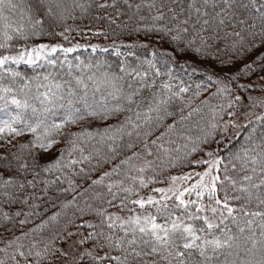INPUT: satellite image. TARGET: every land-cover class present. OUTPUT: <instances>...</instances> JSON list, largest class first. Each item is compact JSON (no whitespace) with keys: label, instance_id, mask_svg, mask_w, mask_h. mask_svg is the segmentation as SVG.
Returning <instances> with one entry per match:
<instances>
[{"label":"snow or ice","instance_id":"obj_1","mask_svg":"<svg viewBox=\"0 0 264 264\" xmlns=\"http://www.w3.org/2000/svg\"><path fill=\"white\" fill-rule=\"evenodd\" d=\"M86 17L92 36L155 33L174 47L154 45L150 58H137L135 67L121 61L117 71L110 66L100 71V62L74 66L67 60L82 47L78 43L37 42L83 34L67 21ZM136 47L149 44H111L117 56L121 48ZM261 49L264 0H35L26 5L0 0V226L8 233L0 235V264H264V133L257 138L252 127L238 148L225 146L227 156L218 150L230 129L247 127L238 121L242 105L249 107V116L264 110V85L260 95L245 96L256 86L241 82L257 67L264 71ZM58 52L65 54L69 70L97 71L77 76L69 71L72 80L58 81L52 74L27 76L14 67L41 61L54 66ZM175 53L191 54L180 67L193 74L200 64L213 67L193 88L173 75L169 65L177 62ZM161 75L168 79L157 87ZM204 92L208 95L201 99ZM176 103L178 112L170 110ZM122 113L128 114L107 123ZM168 118L171 123H165ZM255 119L264 125V111ZM94 121L104 126L93 128ZM220 132L225 136L215 140ZM212 142L217 149L204 152ZM198 152L206 158L189 159ZM117 158L119 163L92 178ZM184 162L204 167L157 179L165 166ZM76 178L90 180L88 187L78 190ZM155 183L167 187L150 188ZM53 188L57 199L75 195L59 200L58 211L24 230L29 218L39 215L37 201L51 200ZM16 204L29 211H12ZM9 224H19V233Z\"/></svg>","mask_w":264,"mask_h":264},{"label":"trees","instance_id":"obj_2","mask_svg":"<svg viewBox=\"0 0 264 264\" xmlns=\"http://www.w3.org/2000/svg\"><path fill=\"white\" fill-rule=\"evenodd\" d=\"M13 18H15L13 16ZM68 25H72V27L75 29L77 26H79V28L82 30L83 34L79 31H73L71 33H69L70 39L68 41H64L62 37H57V36H45L41 39H39L37 42H44V43H62L64 44V47H71L75 44H80L82 45V47L78 48L75 52L73 53H68L67 54V60L71 61V63L75 66L77 63L83 62L84 65H87L89 63H91L92 65H96L97 62H100L101 64V68L100 71H104L105 69H110L111 71H117L118 70V65L120 64L121 61H127L128 64H130L131 66L135 67L137 66V64L139 63V60L137 58H139L140 60L144 59L145 57H149V53L152 50V46H159V45H163L164 48L166 49H171L172 47H174V45H170L165 41H161L160 37L155 34H148L146 35L143 32L140 33H123L121 35H119V37L117 36H110L109 39H104L103 37H95L92 36L91 34L88 33L87 29L88 27H91V23L89 18H78L76 21H72V20H68L67 21ZM62 27H55V31L56 32H60L62 31ZM116 40V43L119 45L121 41H123V43L125 44H131L133 42L137 43V44H141V43H146L149 44V48L148 49H144L141 47H136V48H132V49H126V48H121V55L117 56L115 55V50L111 48V44L112 41ZM90 44H97L100 46V48H104V47H108L109 51L107 53L101 52L99 49L96 52H93L91 50L90 47H88V45ZM222 47V45H221ZM128 51H132L135 53L134 56H128L126 55V53ZM259 51H264V49H261ZM259 51L252 53L251 55H248L243 61L239 62L240 66H243L242 62L246 61L247 59H249L250 61L252 59H254L257 55H259ZM177 57V62L173 65H169L172 68V73L174 76L178 77L179 79L184 80L185 82H187L188 84H190L193 88H195V85L197 83H200L205 76V69H211L213 67L212 64L209 63H204V64H200L198 71L193 74L191 72V69H181L180 64H182L184 62V60L188 59L191 60V54L188 55H184V54H180V53H175L174 54ZM76 57H79V61H77ZM54 59L57 60V63L54 66L48 65L46 64V62L41 61L39 66H34V67H29L27 65L21 64L19 66H14L17 67V70L25 73L27 76H34L36 74H40L41 76L43 75H47V74H52V76L55 77L56 80L58 81H68V80H72V76H77L81 74V71H83L84 75L89 74V71L91 72H96L97 69L95 67H93L91 70L89 69H82V70H78L75 67H73L71 70H69L67 63H65V54L63 53H56L53 56ZM249 61V62H250ZM199 63V62H197ZM241 63V64H240ZM145 67H147L145 65ZM158 67H160L161 73H164L167 71V68L161 63L158 65ZM69 71L72 72V76H69L68 73ZM264 73V71H261V69L259 67H257L255 69L254 72H252L249 76L245 77L241 82L242 83H248L250 84V81L255 77V76H261ZM168 79L167 76L165 75H161L160 77H157V82H156V86L158 87L161 81H166ZM149 91L150 90H145L144 91V95L147 96L149 95ZM210 91L214 92L215 88H211ZM251 92H255L254 90ZM251 92H244V95L247 96L249 95ZM260 93V92H259ZM239 94V93H238ZM261 94V93H260ZM190 95V93H189ZM208 93L204 92L201 95V99H203L205 96H207ZM252 95V93H251ZM198 102V101H197ZM213 103H217L218 100H213ZM245 105H247V101H245ZM180 105L178 103L175 104V106L170 109L174 112H178ZM264 111L262 109H256L254 115H247L249 112V107H245L244 105H242L239 108L238 111V121L242 124H246L247 127L245 128H241V129H230L228 131V133L226 134L228 139H231V143L228 142V139H223L222 142L219 144V147L217 146V144L215 142H212L210 146H204V152L209 150V147L211 149H217L220 152L221 155L227 156V150L225 148V146H227L228 150H235L236 148H238L241 144L244 143V137L247 135V133L251 130L252 127H256L257 131L255 133L256 137L259 138V136L264 133V125H262L259 121H257L255 119V116L260 115L261 112ZM125 114L128 113H122L120 114L117 118H113L110 119L109 121H107V123H116L117 119L122 120L123 116ZM196 118L193 117V120H195ZM225 119H227V117H225ZM252 121L251 124H248V121ZM172 122V118H168L165 123H171ZM93 128L96 127H103L104 126V122L102 121H94L93 122ZM164 128L163 126H161L158 131H157V135H159V132L163 131ZM193 134H195V129L192 130ZM225 136V134L223 132L218 133V135L215 137V140H221V138ZM204 152H198L193 154L191 157H189V159H199V158H206L204 156ZM46 158V157H45ZM119 163V158L109 161L105 164H103L102 168L97 171V172H93L91 173L92 178H96L101 171H105V170H110L111 167L116 164ZM204 166L201 165H188L187 162L178 164L176 167H172V168H168L165 166L163 172L157 176V179H166L168 176H178L183 174L184 172H194V171H202ZM77 179V183H79L81 185V188L78 190H82L84 188L88 187V184L90 183V180H84V179H80V178H76ZM197 179V177L193 176V179L191 182H195V180ZM63 187H66L67 185H61ZM152 187H167L166 183H155L153 185H150V188ZM150 189H146L144 190V193H147ZM29 191H31V189H29ZM49 195L52 197L51 200H49L47 197H45L42 200L37 201V203L40 205L38 208L34 209V211L36 213H39V215H33L32 217L29 218L30 223L26 224L23 226L24 230H27L28 228H31L37 224H39L41 222V220L46 219L48 216H51L54 212L59 210V200H63V199H71L73 195H75V193H66V194H59V198L57 199V193L55 191V188L51 189L49 192ZM195 198V197H192ZM29 203H31V201H29ZM22 209L23 211H29V209L27 208V206L24 205H20V204H16L12 206V211H16V210H20ZM19 219H23V216L18 217L17 220ZM4 227L5 226H0V235H8V233L4 232ZM6 227L9 228H13V226L11 224L6 225ZM14 231L17 232V234L19 233V231L21 230V226L19 224H17L14 228Z\"/></svg>","mask_w":264,"mask_h":264},{"label":"rangeland","instance_id":"obj_3","mask_svg":"<svg viewBox=\"0 0 264 264\" xmlns=\"http://www.w3.org/2000/svg\"><path fill=\"white\" fill-rule=\"evenodd\" d=\"M14 2L16 3H20L22 5H26V4H29V3H35V0H14ZM14 17H15V14H14ZM250 60L247 59L246 61L242 62V64L244 63H248ZM241 64V63H240ZM240 66V65H239ZM261 77H264V73L261 75V76H255L251 81H250V84H254L256 86V89L254 90L255 92H251L252 95H260V87L262 85H264V80L261 79ZM250 93V94H251ZM246 107V106H245Z\"/></svg>","mask_w":264,"mask_h":264}]
</instances>
